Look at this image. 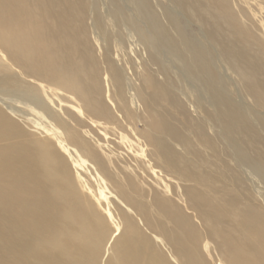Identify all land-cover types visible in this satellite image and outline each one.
Here are the masks:
<instances>
[{"label":"bare ground","instance_id":"bare-ground-1","mask_svg":"<svg viewBox=\"0 0 264 264\" xmlns=\"http://www.w3.org/2000/svg\"><path fill=\"white\" fill-rule=\"evenodd\" d=\"M167 3L0 0V264H264V0Z\"/></svg>","mask_w":264,"mask_h":264},{"label":"rangeland","instance_id":"rangeland-1","mask_svg":"<svg viewBox=\"0 0 264 264\" xmlns=\"http://www.w3.org/2000/svg\"><path fill=\"white\" fill-rule=\"evenodd\" d=\"M155 1H157V3H159L161 6H163V7H170V4L169 3H167V0H154V2ZM181 16V17H180ZM179 18H180V22L182 23V24H184V23H186L187 25H190V24H188L187 22H186V19H185V17L183 16V15H179L178 16ZM189 31V34H190V36H192V34H194V33H197V35L198 34H200L199 32H198V30H197V27H196V24H192V26H189L188 28H187ZM228 73V74H227ZM224 77L227 79V80H229V82H231V84H236V82H235V77L233 76V75H231V73L230 72H225L224 71ZM60 93V92H59ZM234 96H235V98L237 99V101L242 105V106H245V107H248V108H251L252 107V105H251V102H250V100L247 98V97H244V96H242L241 97V94H235L234 93ZM241 97V98H240ZM240 99V100H239ZM242 100V101H241ZM246 101V102H245ZM56 103H57V101H55ZM249 102V103H248ZM65 106L66 107H68L67 106V104H65ZM64 105L61 107V108H66ZM251 106V107H250ZM56 110H58V108H57V106H56ZM263 117H264V114H261ZM262 117V118H263ZM140 126V125H139ZM140 128V132H141V134L142 135H144L145 133H146V131H147V128L146 127H144V126H142V127H139ZM262 186H260V188H261ZM263 188V187H262Z\"/></svg>","mask_w":264,"mask_h":264}]
</instances>
